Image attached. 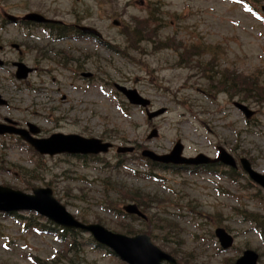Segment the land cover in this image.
Here are the masks:
<instances>
[{
	"label": "rangeland",
	"instance_id": "obj_1",
	"mask_svg": "<svg viewBox=\"0 0 264 264\" xmlns=\"http://www.w3.org/2000/svg\"><path fill=\"white\" fill-rule=\"evenodd\" d=\"M238 1L0 0L4 12H37L64 25L90 26L101 35L100 40L56 42L43 32L23 36L12 27L0 32L2 45L37 47L23 57L35 69L27 81L0 70V95L8 102L0 107V118L36 124L46 136L75 133L114 146L98 159L82 161L39 157L15 139H0V185L23 192L48 185L77 218L113 232L145 233L181 264H232L245 249L256 251L264 264V229L244 216L264 215V192L239 176L231 182L156 169L154 177H145L144 162L133 158L142 149L164 154L179 139L184 156L213 157L221 145L264 174V0H247L257 14ZM201 67L212 68L210 79H203ZM222 73L256 81L258 88L250 94L259 93L261 101L234 90L233 97L219 93L214 88ZM114 84L135 89L151 110L165 113L147 121ZM240 99L254 112L249 120L232 105ZM153 129L156 137L147 140ZM117 146L135 150L117 156ZM129 203L139 207L145 221L119 215ZM216 227L232 235L230 250L220 251ZM80 240L87 244L86 236ZM65 252L66 245L53 236L23 231L10 217H0V264H124L93 245Z\"/></svg>",
	"mask_w": 264,
	"mask_h": 264
},
{
	"label": "water",
	"instance_id": "obj_2",
	"mask_svg": "<svg viewBox=\"0 0 264 264\" xmlns=\"http://www.w3.org/2000/svg\"><path fill=\"white\" fill-rule=\"evenodd\" d=\"M9 19L14 20L12 17ZM24 19L32 21H45L40 15L31 13L26 15ZM84 31H88L83 29ZM90 33L100 36L95 30L90 29ZM18 71L17 77L24 78L26 70L21 64H17ZM116 89L120 91L129 101L130 104L146 107L149 102L143 99L133 89H126L125 87L115 85ZM239 110H241L246 117L251 115V112L246 107L235 103ZM164 112V109H159L155 112H148L146 110L147 118L150 120ZM31 132H35V128L29 126ZM14 132L20 137L31 144V146L40 154L55 155L66 153L70 155L76 154H99L106 153L108 148L111 147L109 143H103L99 139H86L78 135H62L54 134L48 139L36 140L30 138L28 132L23 130H15L0 126V134L4 132ZM156 136V131L153 130L148 138ZM132 148L118 149L117 152H131ZM182 146L179 142L175 144L172 151L168 155L158 156L151 151H142V156L159 163H172V164H205L209 160L202 155L194 159H184L180 156ZM222 152V151H221ZM222 162L233 165V160L224 151L219 158ZM243 169L248 173L249 177L264 188V177L253 172L248 162L245 159L241 160ZM128 213L139 214L135 206H128L125 208ZM0 211L2 212H16V211H33L46 217L51 222L62 226L64 228H76L84 232H89L93 238L110 248L118 257L127 262L128 264H161L166 261L169 264H174V260L166 254L159 251L151 245L148 237L145 235L135 236L128 238L122 235L113 234L106 231L99 225H82L65 211L64 207L59 204L52 196V191L49 188H36L32 190V194H24L20 191H15L10 188L0 187ZM140 215V214H139ZM144 218V216H143ZM223 249L230 247L232 239L223 230L218 229L216 232ZM257 255L252 251H245L235 264H255Z\"/></svg>",
	"mask_w": 264,
	"mask_h": 264
},
{
	"label": "trees",
	"instance_id": "obj_3",
	"mask_svg": "<svg viewBox=\"0 0 264 264\" xmlns=\"http://www.w3.org/2000/svg\"><path fill=\"white\" fill-rule=\"evenodd\" d=\"M165 47H168V46H166L165 45ZM194 48V47H193ZM199 51H201L200 49H198ZM201 53H202V51H201ZM217 55V54H216ZM193 56H196V54H193ZM218 56V55H217ZM214 60V58L213 57H211L210 58V60L209 61H213ZM206 65H208V63L206 64ZM200 65H198V67H199ZM201 70L203 71V74H205L204 75V79H210L211 78V74H212V68H208V67H201ZM236 79H241V84H237L236 82H235V80ZM247 82H249V83H251V86L250 87H245L244 85L247 83ZM255 82V85L253 84ZM215 82H212L211 83V85H210V87L211 86H213V84H214ZM252 88H253V90H252ZM257 88H258V84H257V82L256 81H254V80H252V79H250V78H241V77H236L234 74H232V73H229V74H226V73H222L221 74V79H219V80H217L216 81V86H215V90H217L219 93H222V92H224L225 94H227V95H229V97H233V93L232 92H230L231 90H234V92H237V93H243L244 95H246V96H248V97H250L251 99H253L254 101L256 100V102L258 101V100H260V98H261V96H260V94L259 93H256V92H254V94H250V91L252 90V91H256L257 90ZM209 93H212L211 91H208ZM258 99V100H257ZM240 101H242L241 99H240ZM261 101V100H260ZM150 165H153V164H151V163H149ZM154 166V165H153ZM137 199V198H136ZM135 199V200H136ZM28 219L30 220V221H33L34 219H35V217H33V216H29L28 217ZM27 224V223H26ZM45 229H46V231L47 232H51V231H49V230H51V228L50 227H47V226H45ZM127 231V233H130V234H132V233H135V232H130L129 230H126ZM67 233H69V232H66V234ZM65 234V235H66ZM70 236H71V240L72 241H68V243H69V248H68V251L70 252V251H75V250H77V247H78V239L76 238V236H78V233H76V232H71V234H70ZM66 237V236H65Z\"/></svg>",
	"mask_w": 264,
	"mask_h": 264
},
{
	"label": "flooded vegetation",
	"instance_id": "obj_4",
	"mask_svg": "<svg viewBox=\"0 0 264 264\" xmlns=\"http://www.w3.org/2000/svg\"><path fill=\"white\" fill-rule=\"evenodd\" d=\"M5 23L4 20L0 19V31L5 32ZM11 27H16L19 32L24 33L23 36L30 35L29 33H37L39 29L42 27L40 25L35 24H27V23H18L16 25H11ZM3 42L0 43V59L8 60L9 57L14 56L12 60H4L2 68H9L10 70H14L13 64L15 62H23V57H27L28 53L32 48H37L35 46H29L26 42L16 43V42H8L5 45H2ZM36 53V51H35ZM24 63V62H23ZM34 70V69H32ZM30 76V75H29ZM7 118H0V123H7ZM19 125V124H18Z\"/></svg>",
	"mask_w": 264,
	"mask_h": 264
}]
</instances>
